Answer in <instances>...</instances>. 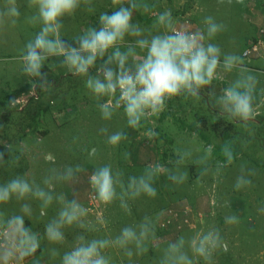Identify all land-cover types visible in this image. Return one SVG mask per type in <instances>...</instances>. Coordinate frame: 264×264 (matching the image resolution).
Returning <instances> with one entry per match:
<instances>
[{
  "label": "rangeland",
  "instance_id": "obj_1",
  "mask_svg": "<svg viewBox=\"0 0 264 264\" xmlns=\"http://www.w3.org/2000/svg\"><path fill=\"white\" fill-rule=\"evenodd\" d=\"M249 1L231 0L229 3L228 0H224L220 3L219 0H139L148 7L136 10L133 22L145 29L144 35L148 38L151 35L163 34L165 31L157 24V16L165 10H171L173 18L179 14L189 13V17L192 16L194 21V29L203 31L205 36H207L205 17L212 16L217 23L225 25L223 31L206 41L219 45L222 53L240 55L252 74L258 78L257 89L262 95V100L257 104V115L251 120L253 123L245 124L238 120L236 123L241 137L258 138L255 144L245 143L244 148H250V151L256 148L255 151L263 156L259 161L262 163L264 162V129L258 133V127L254 124L257 125L258 116L264 114V91H261L264 90V58H244L242 53L257 34L259 25L264 24H257L254 19H248ZM2 3L3 0H0V4ZM17 3L20 5L21 15L17 18L16 24L7 23L0 26V100L5 99L12 90L33 81L22 73L20 56L23 54L25 44L40 30V25L30 22V17L36 10L34 7H28V0H17ZM91 7L93 10L89 11L88 6L82 4L74 15L63 20L61 38H76L90 27L97 28L96 23L100 14L111 13L118 5H114L113 0H92ZM150 11L156 12L157 15L151 16ZM134 40V37H127L121 46V51H125L127 45L134 43ZM136 52L140 56L145 55V52L139 48H136ZM53 58L47 60L45 65H48ZM58 58L63 60L62 57ZM129 63H132L131 58ZM49 66L54 69L53 65L49 64ZM97 68L98 66L90 69V75L95 76ZM226 74L229 84L237 79L236 70ZM51 83L41 91L43 93L41 100L45 109L38 116V125L29 134L21 133L20 125L13 124L8 130L3 126L0 127V143L10 146L11 150L9 159L0 165V185L17 176H23L29 182L34 181L44 188L46 186L43 181L50 174V169L62 171L67 166L79 165L84 171L78 173L77 179L72 182L55 183L53 195L63 193L69 200L73 198L79 200L89 210L87 219L94 230L85 233L87 238L114 239L117 228L111 229L112 231L107 234L97 233L108 230V215L134 214L142 220L148 217L153 222L159 208L171 199H180L198 207L197 209L205 217L204 223H200L196 231L186 230L180 237L188 240L197 233L215 227L219 229L228 245L226 253H222L223 248H221L214 254L213 264H264V165L254 164L246 153L242 154L237 162H218L212 155L216 145L221 142L218 138L212 136L210 142L205 143L196 132L183 130L181 126L186 122L196 123L198 117L209 116L211 110L207 108L203 97H175L168 101L166 109L158 116H152L142 121V127L132 129L128 126L123 107L114 111L111 120L101 118L98 101L85 86V78L74 75L67 69L63 80L55 77ZM207 96L211 95L207 93ZM107 99V97L102 98L101 102ZM170 102L174 105L169 106ZM198 125L200 126L199 123ZM149 129L158 133L155 142L145 135ZM117 131H122L129 139L122 140L118 145L108 143V136ZM92 148L97 150L94 156L89 155ZM185 151L190 152L191 155L185 158L182 165H176L178 155ZM206 155L207 159L204 163H196ZM157 164L162 165L163 168L154 179L153 186L157 190L155 198L143 194L135 199L125 197L129 205L128 210L121 207L119 199L105 205L97 197L96 205L91 204L89 194L95 190L90 183V177L96 168L111 165L114 173L117 171L122 173L121 178L126 187L129 177L144 175L149 169L144 166ZM191 166H202L196 169L194 174L196 179L193 184L190 183ZM241 169L252 183L250 186L236 190L235 182L241 175ZM168 171L187 172L188 178L183 184H175L168 179ZM121 191L118 185L117 193ZM24 203L31 205L30 216L21 212V205ZM60 207L61 205L55 201L47 208H42L39 200L32 198L17 200L13 197L8 203L0 204V230L8 226L7 221L11 217L20 215L24 217V226L38 233L42 238L40 246L45 244V247L50 248L53 245L51 246L53 248L54 245L63 247L65 244H74L76 235L83 231L75 226L64 229L67 243L51 244L44 235V226L57 215ZM41 211L46 212V216ZM41 214L44 216L42 220L39 218ZM229 215H236L239 223L226 224L225 217ZM9 229L10 239L12 241L13 238L15 242L16 237L13 234L15 226ZM177 236L156 240L154 250L157 252L161 250L162 254L159 252L160 255H157L153 261L156 262L162 257L163 249L169 242L177 240ZM58 251L64 253L63 249ZM45 254L39 252L23 259L29 264H45ZM15 259L22 260L18 252ZM50 264H54V261H50ZM200 264H203V261Z\"/></svg>",
  "mask_w": 264,
  "mask_h": 264
},
{
  "label": "clouds",
  "instance_id": "obj_2",
  "mask_svg": "<svg viewBox=\"0 0 264 264\" xmlns=\"http://www.w3.org/2000/svg\"><path fill=\"white\" fill-rule=\"evenodd\" d=\"M91 2L28 0V7L36 10L30 22L39 24L40 30L25 44L20 60L22 73L32 78L33 88L43 89L49 85L47 74L42 71L45 62L53 57H62L63 66L74 75L85 78V86L98 101L102 119L111 120L114 111L123 107L128 126L138 129L142 127V121L162 113L171 99L197 97L214 80L222 79L224 73L236 70L237 79L222 90L216 104L229 119L245 124L257 115V76L252 74L240 55L222 53L219 45L205 42L223 31L224 24L217 23L212 16L205 17V36L200 30L192 32L185 28L178 29L171 10H165L157 16V24L165 31L148 38L144 35L145 29L133 22L134 12L148 6L139 0H113V4L118 7L111 13L100 14L99 28L90 27L72 43L61 39L63 20L74 15L82 4L92 11ZM219 2L223 3L224 0ZM228 2L231 3V0ZM20 15L17 0H3L0 4V26L7 23L15 25ZM127 37H134V43H129L126 50L121 51ZM136 48L144 51L145 55L140 56ZM130 58L132 63H129ZM98 60L102 63L97 68V74L90 75V69L97 66ZM209 94H214V89L209 90ZM105 97L108 99L101 102ZM145 135L153 139L158 133L149 129ZM124 139H127L126 135L117 131L108 136V143L118 145ZM96 151V148H92L89 155L94 156ZM190 155L188 151L180 153L176 165H182ZM206 159L207 155L196 163L202 164ZM228 159H232L230 152ZM4 163V153L0 152V165ZM162 168L158 164L149 166L144 175L129 177L125 187L121 172L114 173L111 165H102L92 172L90 183L102 203L112 204L119 199L121 207L128 210L125 197L135 199L142 194L156 197L157 190L153 183ZM82 171L84 169L79 165L67 166L62 171L50 169V174L43 181L44 188L23 176H17L0 185V204L8 203L13 197L17 200H39L42 208H47L54 201L59 203L61 207L57 215L45 225L44 235L48 242L63 244L66 227L75 226L83 230L76 235L74 246L69 251L61 255L55 248L50 250L52 257H60V264H111L110 257L105 254L109 247L123 250L129 259L134 254L147 252L148 243L157 239L156 226L148 217L136 227L125 226L114 239L87 238L85 233L94 230L87 219L89 210L75 198L69 200L63 193L53 195L55 183L72 182ZM167 175L175 184H183L188 178L187 172L168 171ZM251 183L241 169L235 189L240 190ZM118 185L122 189L119 194ZM21 212L30 216L31 205L22 204ZM225 223L238 224L239 218L236 215L226 216ZM7 224L9 228L15 226L13 234L16 241L0 254L4 264H9L17 252L21 259L33 256L40 248V235L24 226L23 216H13ZM221 248L227 250V245L219 229L212 227L188 240L180 237L169 242L163 249L159 264H200L201 261L203 264H213L214 254Z\"/></svg>",
  "mask_w": 264,
  "mask_h": 264
},
{
  "label": "trees",
  "instance_id": "obj_3",
  "mask_svg": "<svg viewBox=\"0 0 264 264\" xmlns=\"http://www.w3.org/2000/svg\"><path fill=\"white\" fill-rule=\"evenodd\" d=\"M264 1L260 0H250L247 4V13L251 10H253L254 5H260ZM252 20V19H250ZM193 21V18H192ZM194 23V21H193ZM97 28H99V22L97 21L96 23ZM257 34L254 36L256 37ZM61 39L72 43L75 38H67V37H62ZM253 39V38H252ZM263 57V56H262ZM264 58V57H263ZM102 61H97V66L99 67ZM49 64L53 65L54 69L49 66ZM48 65H45L42 71H44L47 74V79L49 81V85H51V81L57 77L58 80H63L64 79V74L67 72V67L62 65V61L57 57L53 58ZM227 87V83H225L222 80H214L211 85L207 86L206 90L207 93H209V90L214 89V94L211 96H207L206 90H202L201 94L199 95L200 97H203L205 100V104L207 105V108L211 110L209 112V116H201L197 118L198 123H189L187 122L183 124L181 127L183 130H190L192 132H196L199 137L205 142L209 143L212 136L218 138L220 140V144L216 145V149L213 151V154L217 159L218 162L221 163H231V162H237L240 156L246 153V155L251 159V161L255 164L264 165V162H259L260 159L263 158V156L259 155L260 153L256 152V148L250 151V148H244L245 143H250V144H255L256 140L258 138H252L251 136H240L238 134V126L236 123V120L229 119L227 115L222 114L220 108L216 104V99L219 97V95L222 94V90ZM43 89L40 88H33V81L32 82H27L23 86H20L11 92L8 93L5 99L0 100V110H1V115H0V127L3 126L5 130H8L12 128L13 124L14 125H20L21 130H19L21 133H30L36 125H38V116L40 113L43 112V109H45L44 103L41 100L42 98V91ZM28 95L29 98L27 102L19 104V100L21 99L22 96ZM198 96V97H199ZM262 100V95L259 93V90L257 89L256 93V105L259 104V102ZM49 104V103H48ZM169 106H173L174 103L170 102L168 104ZM248 123H253L252 121H249ZM255 127H258V133L261 132V130L264 129V114L259 115L257 118V125L254 124ZM133 129V128H132ZM160 128H158V131ZM18 132V133H20ZM128 138V136H127ZM129 139V138H128ZM154 139H157V137L150 139L152 142H155ZM7 141H11V139H7ZM131 141V140H130ZM251 147V146H249ZM260 148V147H259ZM10 146L4 145L0 143V152L4 153V159L7 161L9 157L11 156L10 152ZM231 153L232 159L231 161L228 159V153ZM254 155V156H253ZM252 156V158H251ZM215 161V160H214ZM120 167H127L129 168L130 166H120ZM132 167V166H131ZM148 167V166H144ZM199 167L202 168V166H191V178H190V183L193 184L194 180L196 179L194 174H196V169ZM262 198V195L260 196ZM184 200H174L171 199L168 201L164 206L159 208L155 214V219L153 218V223L156 226V236L157 238L160 236L161 232L158 228V223H157V218L160 210L163 208L178 204L179 202H182ZM187 202V201H186ZM189 203V202H188ZM192 206L196 207L192 203H190ZM109 205V204H108ZM102 208V207H101ZM198 208V207H197ZM59 211V210H58ZM42 212V211H41ZM43 215H45L46 212H42ZM46 216V215H45ZM109 216V227L107 231L101 230L97 231V233H104L107 234L109 231H112L114 228H117L118 231H115V235L113 238L118 236L120 234V230L124 228L125 226H133L136 227L141 221H143L141 218H139L138 215H130L126 216L125 214H116V216ZM40 220L44 218L42 214L39 216ZM207 220V219H206ZM205 217L203 219L204 223ZM30 223V222H28ZM41 223V222H40ZM123 225V226H122ZM45 227V226H44ZM45 229V228H44ZM112 229V230H111ZM186 231V230H185ZM192 232L196 230H190ZM184 232V231H182ZM182 232L177 236V239L180 238ZM113 235V234H112ZM40 240L42 238L40 237ZM68 240L72 241V239L68 238ZM157 240V239H156ZM155 241H150L147 245L148 251L141 254V255H133L131 259H129L127 256L124 255L123 250L115 247H109L108 249L105 250V254L110 257L111 264H159V261H153L157 255L162 254L161 250L158 252L154 250V243ZM73 242V241H72ZM67 243V242H65ZM45 244H42L40 246L39 250L36 251L35 254H38L39 252L45 254V264H50V261H54V264H60V257H52L50 255V250L55 248L57 250L63 249L65 251H69L74 244H65L63 247H56L54 245L53 248H48V246H44ZM69 245V246H68ZM228 246V245H227ZM49 250V251H48ZM228 250V247H227ZM48 251V252H47ZM133 251L135 252V249L133 248ZM160 252V254H159ZM222 253H226V250H222ZM62 255V254H61ZM161 257V256H160Z\"/></svg>",
  "mask_w": 264,
  "mask_h": 264
},
{
  "label": "built area",
  "instance_id": "obj_4",
  "mask_svg": "<svg viewBox=\"0 0 264 264\" xmlns=\"http://www.w3.org/2000/svg\"><path fill=\"white\" fill-rule=\"evenodd\" d=\"M151 16L157 15L156 12L150 11ZM185 14H179L174 18L176 27L185 28L188 31L195 32L191 18ZM264 56V25H259L257 36L250 40L247 47L243 51L244 58H256ZM29 96L24 95L19 100V104L27 102ZM89 199L92 205H96L97 195L95 192L89 194ZM196 207L186 201L178 204L170 205L159 211L157 217L158 228L161 232L157 241L171 239L179 235L185 230H197L200 223L203 222L204 214ZM12 244L10 239V229L8 226L0 230V246L8 247ZM9 264H27L23 261L12 259Z\"/></svg>",
  "mask_w": 264,
  "mask_h": 264
},
{
  "label": "crops",
  "instance_id": "obj_5",
  "mask_svg": "<svg viewBox=\"0 0 264 264\" xmlns=\"http://www.w3.org/2000/svg\"><path fill=\"white\" fill-rule=\"evenodd\" d=\"M247 17H248L249 20H250V19H254V20L257 22V24H264V2L261 3L259 6H258V5H254L253 10H251L250 13H249V12L247 13ZM195 27H196V25H195ZM195 30L197 31V29H195ZM253 38H254V37H253ZM205 42L207 43L206 40H205ZM242 56H243V53H242ZM263 57H264V56H263ZM263 57H256V58H263ZM222 79H223L222 81H224L225 83H227V87H228L230 84H229V82H228L229 80L227 79V74H226V73H224V76H223ZM13 243H14V240H13V238H12V244L9 245L8 247H1V248H0V254H2L3 251H4L6 248L8 249L10 246H12ZM10 248H11V247H10ZM18 254H19V253H18ZM14 259H15V258H14ZM18 261H19V260H18ZM20 261H23V262L27 263L25 259H22V260H20ZM0 264H4V261H3L2 255H0ZM27 264H29V263H27Z\"/></svg>",
  "mask_w": 264,
  "mask_h": 264
}]
</instances>
